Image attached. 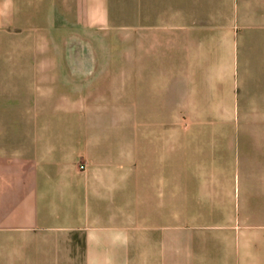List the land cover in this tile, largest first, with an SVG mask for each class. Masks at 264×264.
Segmentation results:
<instances>
[{"label":"crops","instance_id":"crops-1","mask_svg":"<svg viewBox=\"0 0 264 264\" xmlns=\"http://www.w3.org/2000/svg\"><path fill=\"white\" fill-rule=\"evenodd\" d=\"M1 10L13 34L36 27L46 47L13 49L10 58H81L99 35L136 36L146 129L134 179L122 172L132 166L123 154L109 152L108 132L50 133L46 118L28 110L13 116L25 123L19 133L0 114V264H264L260 230L223 225L219 236L196 239L178 223L192 216L178 206L190 191L183 170L199 181L203 201L218 179L233 187L235 217H264L252 205L264 195V164L249 158L264 156V0H0ZM101 69H35L24 87L53 88L61 72L81 84L83 74H109V65ZM5 73L0 89L13 87V69ZM240 132L253 145L239 164L230 154ZM150 151L160 171L154 184L145 177ZM151 199L157 208L147 210Z\"/></svg>","mask_w":264,"mask_h":264},{"label":"rangeland","instance_id":"rangeland-1","mask_svg":"<svg viewBox=\"0 0 264 264\" xmlns=\"http://www.w3.org/2000/svg\"><path fill=\"white\" fill-rule=\"evenodd\" d=\"M129 30V28H128ZM131 30V29H130ZM121 34L127 29L118 26ZM38 29L34 28V34H22L11 31L9 25V10L0 11V84H5V72L13 69L10 86L0 89V114L6 116L4 126L21 133L25 130V123L20 118L14 120L16 113L25 114L28 110L32 113L43 115L46 118V129L50 133L70 134L81 132L87 135L95 132L109 133V152L117 159L122 153L124 160L132 164L131 168L123 170L131 178L137 179L139 170L136 169L138 157L139 133L146 129L143 122L139 121V57L138 42L136 36L131 41L115 40L118 34H109V42L105 35L100 36L91 52L83 53L81 58L69 57H8V52L15 49L40 50L45 47L38 35ZM81 64L83 67L94 66L98 71L109 65V74H83L81 84L78 80L68 79L66 72L60 73V79L55 81L53 88H32L24 86L29 83V75L32 70L44 69L56 66L61 69L64 66ZM65 79V80H64ZM16 109V110H15ZM12 117V118H11ZM1 124V123H0ZM35 125H37L35 123ZM234 141V142H233ZM232 143L234 147L230 154L231 160L239 164L247 158L246 151L253 145L251 139L242 132L236 133ZM66 145L68 142L66 141ZM63 144L59 145L57 155L63 153ZM249 158L256 164H264V156L249 153ZM146 163L152 168L145 170L147 183L154 184L159 179L160 171L153 168L154 157L152 151L147 153ZM85 163H82L84 167ZM135 166V169L133 168ZM84 171V168L82 169ZM182 178L189 186L186 202H179V210H187L192 213L190 217L179 219V225H189L190 233L194 238L219 236V227L223 225L237 227L246 225L260 230L264 234V217H255L250 220L235 217V201L231 192L225 190L213 180L215 184L210 185V200L203 201L201 197V186L195 176L187 170H183ZM144 172V171H142ZM163 172V171H162ZM167 174V173H165ZM188 178V179H187ZM219 188L222 194L218 195ZM224 190V191H223ZM147 194L153 193L147 192ZM252 205L256 212L264 209V195L255 194ZM147 210L157 208L158 200L151 199ZM162 208L169 209L168 202H163ZM210 211L211 217L207 216ZM219 210L225 213V217H217ZM224 211V212H223ZM202 214L197 216L196 214ZM158 224L157 222H155ZM156 225L154 223H151ZM210 243V241H209ZM210 257L218 259V246L213 243L209 246ZM201 252V250H199ZM0 255V259H1Z\"/></svg>","mask_w":264,"mask_h":264}]
</instances>
